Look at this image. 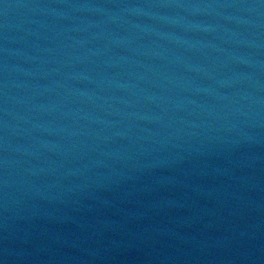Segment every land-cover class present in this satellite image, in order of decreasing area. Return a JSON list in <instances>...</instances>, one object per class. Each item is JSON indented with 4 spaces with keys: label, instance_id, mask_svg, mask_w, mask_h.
Masks as SVG:
<instances>
[{
    "label": "water",
    "instance_id": "1",
    "mask_svg": "<svg viewBox=\"0 0 264 264\" xmlns=\"http://www.w3.org/2000/svg\"><path fill=\"white\" fill-rule=\"evenodd\" d=\"M0 264H264V0H0Z\"/></svg>",
    "mask_w": 264,
    "mask_h": 264
}]
</instances>
